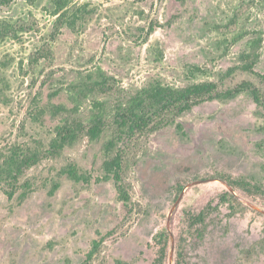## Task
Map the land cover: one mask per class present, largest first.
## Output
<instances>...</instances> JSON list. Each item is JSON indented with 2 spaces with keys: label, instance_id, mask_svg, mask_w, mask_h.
Wrapping results in <instances>:
<instances>
[{
  "label": "rangeland",
  "instance_id": "rangeland-1",
  "mask_svg": "<svg viewBox=\"0 0 264 264\" xmlns=\"http://www.w3.org/2000/svg\"><path fill=\"white\" fill-rule=\"evenodd\" d=\"M76 3L83 7L76 28L59 30L52 0L0 7V21L32 25L16 38H0V151L33 138L48 144L62 120L39 110L75 106L71 86L89 76L105 73L130 91L154 82L207 80L226 90L245 79L264 91V81L252 73L223 78L254 39L262 42L256 71L264 75V0ZM194 66L200 71L192 74ZM196 100L191 110H171L123 144L129 207L118 199L114 181L84 185L62 177L54 196L49 184L23 204L0 187V264H83L97 231L112 234L91 264H152L155 236L166 227L169 264H175L181 238L187 239L189 264H264V196L246 199L218 178L228 174L264 187V107L248 91ZM92 103L91 97L79 103L84 117ZM110 137V131L97 141L85 136L27 176L50 181L69 160L101 175ZM226 189L252 209L232 214L218 205ZM210 202L218 207L204 225L192 227L189 215Z\"/></svg>",
  "mask_w": 264,
  "mask_h": 264
},
{
  "label": "trees",
  "instance_id": "trees-1",
  "mask_svg": "<svg viewBox=\"0 0 264 264\" xmlns=\"http://www.w3.org/2000/svg\"><path fill=\"white\" fill-rule=\"evenodd\" d=\"M16 0H0V7L8 6ZM29 4H35L38 0H25ZM57 16L55 25L57 30L69 26L76 28L80 19L82 6L76 0H52ZM32 28L28 21H0V38L18 37L19 33ZM261 39H254L251 47L241 55V64L230 68L223 78H231L237 73H252L264 81V75L256 71V65L260 58ZM200 71L194 66L190 72ZM89 79V80H88ZM78 82L71 86L74 93L75 106L67 107L65 104H50L39 110L40 114L50 112L53 117L62 121L55 128V135L46 144L41 138H33L28 142L10 143L0 151V187L9 199L17 198L19 204H23L33 193L42 187H47L50 196H54L61 187V178L68 179L84 185H91L93 181L101 183L114 181L117 188L118 199L129 207L133 202L129 184L124 179V149L123 144L127 139L138 133L146 131L154 122L167 112L178 109L179 113L191 110L197 100L212 98H232L237 94L248 91L257 104L264 107V91L251 79H245L234 88L220 90L216 81H199L188 83L185 86L167 85L154 82L147 87L134 91L120 88L114 77L105 73L99 79ZM54 93L53 95H56ZM1 97V96H0ZM93 99V106L87 117L80 111V102L86 98ZM161 125V124H160ZM180 128L181 125H178ZM107 131L111 137L104 144L106 159L103 161V173L94 175L91 171L82 170L74 160H69L61 166L57 176L40 183L35 176H27L28 170L38 166L45 160L59 159L65 149L87 136L90 140H100ZM217 177V176H216ZM218 178L224 180L236 193L246 199H255L264 196V187L246 178H234L228 174H218ZM183 186L179 192L183 190ZM218 205H227L232 214L244 213L252 209L248 204L240 200L233 191L226 189L220 196ZM211 202L198 213L189 215L190 225H204L210 211H214ZM110 232L97 231L89 251L86 253L83 264H91L99 255ZM157 255L152 264H169L171 249V236L164 228L155 236ZM187 239H177L175 251V264H189L187 260Z\"/></svg>",
  "mask_w": 264,
  "mask_h": 264
}]
</instances>
